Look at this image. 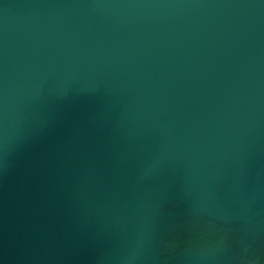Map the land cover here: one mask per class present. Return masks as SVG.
Returning <instances> with one entry per match:
<instances>
[{
    "label": "water",
    "instance_id": "obj_1",
    "mask_svg": "<svg viewBox=\"0 0 264 264\" xmlns=\"http://www.w3.org/2000/svg\"><path fill=\"white\" fill-rule=\"evenodd\" d=\"M264 264V0H0V264Z\"/></svg>",
    "mask_w": 264,
    "mask_h": 264
},
{
    "label": "clouds",
    "instance_id": "obj_2",
    "mask_svg": "<svg viewBox=\"0 0 264 264\" xmlns=\"http://www.w3.org/2000/svg\"><path fill=\"white\" fill-rule=\"evenodd\" d=\"M138 251H139V245L137 244L135 247L132 248L131 250L132 254L127 258L128 264H131L132 261L138 258Z\"/></svg>",
    "mask_w": 264,
    "mask_h": 264
}]
</instances>
